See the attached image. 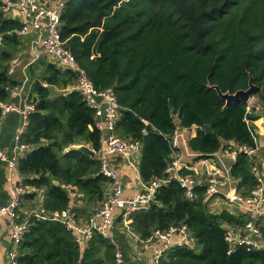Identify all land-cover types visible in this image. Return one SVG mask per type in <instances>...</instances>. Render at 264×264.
Returning a JSON list of instances; mask_svg holds the SVG:
<instances>
[{"label":"trees","instance_id":"obj_1","mask_svg":"<svg viewBox=\"0 0 264 264\" xmlns=\"http://www.w3.org/2000/svg\"><path fill=\"white\" fill-rule=\"evenodd\" d=\"M23 24L0 7L3 102L21 85L11 75V63L26 47L25 37L17 33ZM61 38L96 89L115 92L121 106L119 135L143 143L139 173L145 183L168 177L170 138L179 128L198 127L189 139L191 150L199 153L196 160L209 158L225 141L255 145L245 117L256 120L259 115L247 113L243 100L226 107L216 86L223 93H236L247 89L252 78L258 86L252 95L264 106V0H68ZM28 72L32 81L28 102L36 108L21 137L32 146L20 157L23 181L43 190V207L50 212L72 208L66 186L75 187L86 201L88 216L104 200L111 180L101 174L96 157L65 149L76 143L99 147L95 111L80 91H66L77 81L74 70L40 59ZM51 85L62 93L51 96ZM144 120L151 125L146 134ZM206 125L211 132L205 131ZM231 171L239 193L247 195L258 185L248 155L239 154ZM181 173L194 172L183 168ZM195 192L196 197L188 199L178 179L172 178L158 189L148 209L131 215L132 227L143 240L156 230L187 226L195 247L169 249L162 264H264V249L240 245L228 253L225 226H243L252 216L226 208L213 211L206 186L198 185ZM36 195L27 192L24 199L32 201ZM115 250V243L100 233L83 247L62 223L34 218L18 262L114 264Z\"/></svg>","mask_w":264,"mask_h":264},{"label":"built area","instance_id":"obj_2","mask_svg":"<svg viewBox=\"0 0 264 264\" xmlns=\"http://www.w3.org/2000/svg\"><path fill=\"white\" fill-rule=\"evenodd\" d=\"M67 1L59 0L55 6H49L41 0H0V7L7 16L21 19L24 22L23 27L17 33L23 37H31L32 46L36 49V59L46 56L58 68L64 70L70 68L77 73V81L67 89L80 91L86 104L95 111L94 128L100 132V145L94 150L100 163L101 174L108 177L111 182L106 189L101 205L86 217L78 215L72 208L53 212L46 211L43 207V196L40 197L41 201H35L32 208L24 212L25 194L36 191L42 195V189L32 188L24 183V175L19 165L22 154L9 155L0 147V161L6 162L9 167V180L12 188V197L9 203L0 205V223L3 219H7L9 229L8 264H19V248L25 235L30 231L34 218L62 223L75 236L76 241L86 247L95 233H100L114 242L110 230L120 216V222L124 230L136 240L145 243L147 246H151L156 239L163 241V244L155 250L151 264H162L165 253L175 246L187 244L194 248L195 242L191 238L186 225H173L164 231L156 230L146 240L141 239L132 227V213L148 209L155 201L158 189L170 182L172 178L178 179L185 189L187 198L190 200L196 197L195 188L203 184L206 186L207 196H211L212 199L223 198L235 212H246L252 216L243 226H225V239L229 247L228 253L236 252L240 245H246L255 250L264 249V230L262 229V221L264 222V160L259 156L261 139L264 140V106L258 97L255 95L250 97L247 102V113L255 112L259 115V118L252 120L248 116L245 117L254 135L255 145L248 146L239 144L236 141H225L220 148L232 161H236L241 153L250 157L252 171L257 177L258 185L249 194L245 195L238 192L231 170L225 177L223 173L213 171L201 178L198 172L193 174L181 173L183 168L190 170L189 166L182 165L178 154L182 132L191 137L193 130H198L196 125L179 128L171 136L172 161L166 169L168 177L145 183L139 173L143 143L138 139L119 135L117 122L120 117L121 106L115 92L112 89H96L87 72L80 67L72 53L64 46L61 38V17ZM2 41L3 38L0 33V45H2ZM21 89L20 86L13 88L11 94H17ZM98 96L102 97L100 101L96 99ZM35 108V103L28 102L20 110L22 123L16 136V147L19 151L23 150L26 153L32 151V146L23 143L21 137L29 125V116L35 111ZM16 109L14 105L0 100V111L3 114ZM259 119L263 120L262 132H259L257 128ZM144 122L147 126L143 128V133L146 134L149 132L148 126L151 125L147 120H144ZM213 155L203 159L204 162L210 160V158L212 159ZM114 156L120 157L136 170L140 179L138 193L130 196L126 195L124 183L113 166ZM226 177L229 179L230 184L227 192L223 191L226 185ZM66 189L73 203L82 196L78 189L73 186H66ZM1 238L0 230V242ZM114 264H126L122 250L117 247Z\"/></svg>","mask_w":264,"mask_h":264},{"label":"crops","instance_id":"obj_3","mask_svg":"<svg viewBox=\"0 0 264 264\" xmlns=\"http://www.w3.org/2000/svg\"><path fill=\"white\" fill-rule=\"evenodd\" d=\"M41 1L45 2L49 6H55L59 0ZM24 41L26 44L25 50L18 54L17 58L14 59L11 63V75L16 80L21 82L20 87H22V89L19 93L12 94L8 103L14 105L17 109L4 114L0 112V147L4 149L9 155H12L14 153H19L20 155H23L26 153L23 150L19 151L17 149L16 136L19 132L22 123V115L20 113V110L23 109L28 103L29 97L31 95L32 81L29 77L28 67L32 63L40 59H47L48 61H50V59L46 56H41L36 59V49H34L32 46L30 36L25 37ZM72 85H69L68 87ZM57 90H59L61 93L63 91L58 88ZM66 91H70V89L66 88ZM257 124L259 132H262L263 120L259 119L257 121ZM196 133L197 129L193 130L191 137L195 136ZM189 139L190 136L182 132L181 146L178 150V154L180 156V160L183 166H189L190 170H193V172H198L200 178L203 176H207L212 171L216 173L221 172L224 174V177L225 175L229 174L230 170H232V165L235 161H232L231 158L226 156L221 149L213 155L212 159L210 158V160L206 162H204L203 159L196 160L195 158L198 156L199 153L191 150L189 146ZM263 149L264 140L261 139V149L259 152V156L261 159L264 160ZM113 166L124 183L126 195L130 196L138 193L140 190V179L138 178L136 170L132 166H130L126 161L122 160L120 157L117 156L113 157ZM9 174V167L6 162L0 161V205H5L9 203L12 197V188L9 180ZM234 181L237 185V181L235 179ZM225 184L226 185L223 188V191L227 192V190H229L230 188L229 179L227 177ZM41 196L44 197L43 190L42 195L37 192L36 197L32 201L28 199L26 200L25 198L24 212L29 211L28 207L33 206V203L36 201V199H39ZM209 206L213 211L216 212L221 211L224 208L235 212V210L231 206H229L223 198L211 199ZM74 207L77 209V211L75 210V212L78 215L86 217V212L84 211V208L86 207V201L84 199L78 198L77 201L72 204V208ZM91 213L92 212H90V214ZM0 230L2 234L0 242V264H8L7 247L9 244V229L7 219H3L1 221ZM110 232L112 240L114 241L116 247L122 250L126 264H151L155 250L163 244V241L159 239H156L151 244V246H147L145 243L136 240L124 230L119 218L116 219V222L111 227ZM175 238L177 237L175 236Z\"/></svg>","mask_w":264,"mask_h":264},{"label":"water","instance_id":"obj_4","mask_svg":"<svg viewBox=\"0 0 264 264\" xmlns=\"http://www.w3.org/2000/svg\"><path fill=\"white\" fill-rule=\"evenodd\" d=\"M216 88L218 92L220 93V95L223 97V99L226 100V107L230 106L233 103L239 102L240 100L248 102L252 94L258 90V86L253 83L252 78L249 82V87L247 89L238 90L236 93H230V92L223 93L218 86H216ZM49 91H50L51 96L61 94V92L57 90L55 86H52V85L49 86ZM101 98H102L101 96H98L96 99L100 101ZM204 128L206 132L212 131V127L209 125H206ZM71 150H79V151H82V152H85L91 155L92 157H96L95 150L90 145L85 144V143L72 144L65 149V152H68ZM55 184H59V181L56 180Z\"/></svg>","mask_w":264,"mask_h":264},{"label":"rangeland","instance_id":"obj_5","mask_svg":"<svg viewBox=\"0 0 264 264\" xmlns=\"http://www.w3.org/2000/svg\"><path fill=\"white\" fill-rule=\"evenodd\" d=\"M37 201H41V199H40V198H39V199H36V202H37Z\"/></svg>","mask_w":264,"mask_h":264}]
</instances>
